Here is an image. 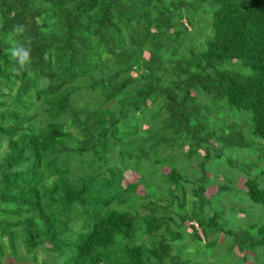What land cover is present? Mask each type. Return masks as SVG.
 Segmentation results:
<instances>
[{"label": "trees", "instance_id": "trees-1", "mask_svg": "<svg viewBox=\"0 0 264 264\" xmlns=\"http://www.w3.org/2000/svg\"><path fill=\"white\" fill-rule=\"evenodd\" d=\"M263 163L264 0H0V264H264Z\"/></svg>", "mask_w": 264, "mask_h": 264}, {"label": "rangeland", "instance_id": "rangeland-1", "mask_svg": "<svg viewBox=\"0 0 264 264\" xmlns=\"http://www.w3.org/2000/svg\"><path fill=\"white\" fill-rule=\"evenodd\" d=\"M260 166H262L263 167V169H264V163L262 164V165H260ZM224 169H225V166L223 167ZM164 171H168L167 169H165ZM252 176L254 177V176H256V174H255V172L253 171L252 172ZM127 179H130V180H132L133 179V173H128V177H127ZM247 179V176L244 174V173H241L240 174V178L238 179V180H236V183H237V186L238 187H240V189H245V180ZM259 179H263L264 180V175H262ZM139 192H143V189H140L139 190ZM216 192V188H210V189H208V191H207V195L208 196H211L212 194H214ZM237 195V194H236ZM227 199H228V203H229V205L231 206V205H236V202H233V200H231V197H227ZM246 203V204H245ZM245 203H238L237 202V204L240 206V207H242V209L244 208V209H247L248 211H249V209H250V202L249 201H247V202H245ZM252 207L253 208H256L255 206H253L252 205ZM253 213H254V215H256V216H262L263 218H264V211L263 210H261V208H257V209H252L251 210ZM249 213V212H248ZM243 212L241 213V212H239L238 213V217H242L243 216ZM259 221V220H258ZM196 225V224H195ZM42 255V254H41ZM38 256L39 258H41V257H43V256ZM35 264H40V263H35ZM248 264H252V262L251 261H249L248 262Z\"/></svg>", "mask_w": 264, "mask_h": 264}, {"label": "clouds", "instance_id": "clouds-1", "mask_svg": "<svg viewBox=\"0 0 264 264\" xmlns=\"http://www.w3.org/2000/svg\"><path fill=\"white\" fill-rule=\"evenodd\" d=\"M16 32H23L24 28L18 27L15 29ZM29 55H30V50L28 48H25L23 46H17L14 49H12V56L14 58L19 59V63L23 66L26 62L29 61Z\"/></svg>", "mask_w": 264, "mask_h": 264}]
</instances>
